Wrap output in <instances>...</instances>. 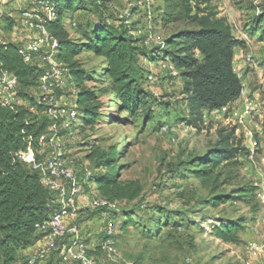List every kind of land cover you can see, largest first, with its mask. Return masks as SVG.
I'll list each match as a JSON object with an SVG mask.
<instances>
[{
    "label": "rangeland",
    "instance_id": "rangeland-1",
    "mask_svg": "<svg viewBox=\"0 0 264 264\" xmlns=\"http://www.w3.org/2000/svg\"><path fill=\"white\" fill-rule=\"evenodd\" d=\"M210 3L217 6L220 17L227 19L234 36L245 43L236 52L234 68L254 107L246 119H238L242 107L239 99L225 110L203 113L202 129L178 120L180 114H186L181 98L183 83L172 72L170 62L161 57L157 63H145L150 76L145 85L162 102L156 104L154 119L146 125L141 115L128 118V113L119 109L104 77L101 59L89 52L75 58L87 73L82 87L97 91L104 108L95 128L83 131L79 126L75 140L61 141L65 145L64 159L77 174L84 199L81 215L78 220L71 218V224L79 225L87 246L91 232L99 245L108 226H113L117 264H264V204L259 199L264 196V42L259 41L261 33L254 35L252 23L253 16L264 12V0H210ZM105 6V11H96L91 1L85 3V9L74 15L77 34L93 28L102 17L109 23L127 18L126 24L137 29V34H147L149 42L162 45L165 37L160 18L162 0H108ZM22 9L20 0H7L2 6L4 16L21 22ZM3 18H0V44L13 41L15 33L11 35V31L4 30ZM22 24L17 23L15 28L16 34H21L15 40L17 44L28 42V37L34 35ZM47 50L48 46L43 48L44 53ZM38 59L36 65H42V55ZM73 88L76 87L69 84L66 92L58 94L60 104H75ZM31 94L35 97L38 89ZM79 114L82 115L80 109ZM223 128H235L242 150L237 159L238 177L222 192L228 195L236 188L233 186L252 185L257 192L248 205L236 199L218 208L207 205L210 193L193 174L198 164L193 169L189 167L191 161L203 159L213 149L218 131ZM96 147L118 153L117 175L121 182H140L139 199L116 201L112 212L93 209L91 199L100 195L95 182L85 184L83 178L87 172L92 171L97 177L107 171L94 168V159L89 156ZM46 154L43 149L41 159ZM240 220L243 223L236 244L226 243L213 231ZM68 243L70 240L64 244ZM249 245L260 246L262 251L252 256Z\"/></svg>",
    "mask_w": 264,
    "mask_h": 264
},
{
    "label": "trees",
    "instance_id": "trees-1",
    "mask_svg": "<svg viewBox=\"0 0 264 264\" xmlns=\"http://www.w3.org/2000/svg\"><path fill=\"white\" fill-rule=\"evenodd\" d=\"M29 1L30 4L24 6L28 7L19 10L21 15L37 8V0ZM88 1L96 11H105L108 2L50 0L55 7L56 18L45 24L48 35L58 42L56 61L67 69V88L58 89L57 95L66 92L69 84L77 88L71 91L78 110L76 131L79 126L83 131L95 128L104 108L97 91L82 87L87 73L75 58L84 52L102 60L104 77L119 109L126 111L128 118L141 115L146 125L154 119L156 104L162 102L145 85L150 77L145 63H157L161 57L163 61L170 62L172 72H176L183 83L181 98L186 114H180L178 120L187 126L202 129L203 113L225 110L240 99L243 80L235 71L234 59L236 51L244 48L245 43L234 36L227 19L219 16L217 6L211 5L210 0H162L160 18L165 37L160 46L149 42L147 34H137V29L126 24L127 18L109 23L102 17L93 28L77 34L74 15L84 10ZM5 16L2 13L1 18L4 17L6 25L3 28L12 32L16 19ZM252 23L254 35L261 33L259 41L264 42V12L258 17L253 16ZM21 48L12 42L0 44L1 68L14 74L18 82L15 94L18 103L0 105V264H29L32 256L24 257L23 253L45 237L38 232L37 226L49 221L58 209V204L53 203L54 194L41 181V174L17 156L26 152L30 143L34 150L47 151L46 146L40 145V138L48 133L50 126L49 118L41 113L42 107L37 102L44 68L36 65V61L45 53L41 52L30 62H25L19 53ZM36 89L38 94L33 97L31 93ZM240 147L235 128H223L218 131V141L206 157L189 163L190 169L198 164L193 174L210 193L207 205L218 208L231 203L232 199L248 205L255 200L257 189L252 185L233 186L236 188L228 195L222 192L238 177ZM35 157L41 156L36 154ZM89 157L94 159L96 171L107 170L97 177L91 171L88 179L83 178L85 184L95 182L99 198L111 202H133L140 198L142 186L139 181H120L118 168H115L119 156L115 150L105 152L96 147ZM80 215L78 209L72 218L78 220ZM241 223L242 220L229 222L220 230L214 228L213 231L226 243L236 244ZM64 243H58V250L52 252L58 254L55 261L60 259ZM100 244L96 248L97 256L108 262ZM89 255L92 256L90 251Z\"/></svg>",
    "mask_w": 264,
    "mask_h": 264
},
{
    "label": "built area",
    "instance_id": "built-area-1",
    "mask_svg": "<svg viewBox=\"0 0 264 264\" xmlns=\"http://www.w3.org/2000/svg\"><path fill=\"white\" fill-rule=\"evenodd\" d=\"M2 1L0 0V18L3 13ZM22 16L28 29L35 32L37 36L34 42L20 49L19 53L23 60L30 62L33 56L40 54L43 48L48 46L47 52L42 57L41 67L44 71L40 76L37 102L38 106L42 107L41 113L49 118L50 126L48 133L40 138V145L48 149L45 159L35 157L36 154L41 156L42 150H34L31 143L26 152H21L17 156L20 161L30 165L33 170L41 174L43 185L55 196L53 203L58 204V209L50 220L37 226L38 232L45 235L47 244L29 259V264H36L46 259L52 252L58 250V243L66 240H70V243L65 245L60 259L53 264H98L89 255V249L83 240L79 225L67 223L68 219L77 215V197L80 194L81 185L77 174L67 167L64 159L65 145L60 141V136L61 131H64L69 139L75 140L78 110L75 105L66 106L58 102V89L67 88L65 76L67 69L56 61L58 42L50 37L45 29V24L56 18L55 7L50 0H37V8L24 12ZM1 66L0 60V105L18 103L15 98L18 87L17 78L14 74L3 70ZM240 99L242 107L238 119L243 120L248 118L254 110L244 84ZM90 176L91 173L87 172L85 179ZM259 199L264 204V196H259ZM91 206L93 209H104L108 212L115 210L114 202L99 197L92 198ZM100 249L109 264H117L118 250L113 226H108ZM248 250L252 256H257L262 251L257 245H249Z\"/></svg>",
    "mask_w": 264,
    "mask_h": 264
},
{
    "label": "crops",
    "instance_id": "crops-1",
    "mask_svg": "<svg viewBox=\"0 0 264 264\" xmlns=\"http://www.w3.org/2000/svg\"><path fill=\"white\" fill-rule=\"evenodd\" d=\"M22 1V2H21ZM30 2L31 1H29V0H27V1H25V0H20V3H21V5H22V7H24L25 5H27V4H30ZM2 3L4 4V3H7V0H3L2 1ZM26 7H28V6H26ZM26 7H24V8H26ZM21 17V16H20ZM21 19H24V18H21ZM17 23L19 24V23H23L22 24V26H24L25 28H27V26H26V21L24 20V21H16V25L14 26V29H13V31L11 32V35H12V33L13 32H15L14 34H13V36H12V38H13V41H10V42H12V43H14V44H17V42L15 41L16 39H17V37H19L21 34H16V27H18L17 26ZM27 30H28V32H31V33H33L34 35L33 36H31V37H28L29 39H28V42H24L23 44H18V45H20V46H22V47H24V46H27L28 44H30V43H32V42H34V40L36 39V33L35 32H33V31H31L30 29H28L27 28ZM10 33V32H9ZM2 43H6V42H2ZM237 52V51H236ZM237 56V53H236V55H235V57ZM235 61V60H234ZM62 132H64V131H62ZM69 139L68 137H67V135L65 134V133H61V136H60V141H65V139ZM67 167L69 168V169H73V168H71L69 165H67ZM82 193L80 192V195L77 197V205H78V209H81V205H84V199L82 198V195H81ZM71 222V220H67V223H70ZM93 235H94V232H91L90 234H89V237H90V242H89V245H88V248H89V251H90V254L97 260V263L98 264H105V261H104V259H101L100 257H98L97 256V253H98V250H96V248L98 247V244H97V242H96V240H98V238H96V237H93ZM88 237V238H89ZM104 238V237H103ZM102 238V239H103ZM47 244V240H46V238L45 237H42L41 239H39L33 246H31L29 249H27L24 253H23V256L24 257H29V256H33L40 248H42V247H44L45 245ZM58 258V254L56 253V254H52L51 256H48L47 258H46V260H44V261H42L41 263H39V264H52L56 259Z\"/></svg>",
    "mask_w": 264,
    "mask_h": 264
}]
</instances>
